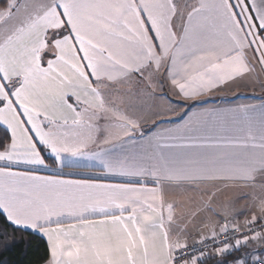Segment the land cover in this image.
Returning a JSON list of instances; mask_svg holds the SVG:
<instances>
[{
	"label": "snow or ice",
	"instance_id": "snow-or-ice-1",
	"mask_svg": "<svg viewBox=\"0 0 264 264\" xmlns=\"http://www.w3.org/2000/svg\"><path fill=\"white\" fill-rule=\"evenodd\" d=\"M18 236L27 264H264V0H0Z\"/></svg>",
	"mask_w": 264,
	"mask_h": 264
},
{
	"label": "trees",
	"instance_id": "trees-1",
	"mask_svg": "<svg viewBox=\"0 0 264 264\" xmlns=\"http://www.w3.org/2000/svg\"><path fill=\"white\" fill-rule=\"evenodd\" d=\"M251 94V93H247ZM38 240L30 237L16 238L14 244H10L7 250L0 248V262L4 264H27L28 260H34L39 255L37 251ZM27 252V257L24 253Z\"/></svg>",
	"mask_w": 264,
	"mask_h": 264
},
{
	"label": "crops",
	"instance_id": "crops-1",
	"mask_svg": "<svg viewBox=\"0 0 264 264\" xmlns=\"http://www.w3.org/2000/svg\"><path fill=\"white\" fill-rule=\"evenodd\" d=\"M239 91H245L246 94L247 93H251L250 90H244V89H239ZM259 94V93H257ZM247 95H251V94H247ZM244 190L241 189H234V190H230L227 192H224L221 194L220 196V201H228V200H234L237 196L241 195L243 193ZM244 203H246V201H242L240 204H237L236 207L237 208H241L244 206Z\"/></svg>",
	"mask_w": 264,
	"mask_h": 264
}]
</instances>
